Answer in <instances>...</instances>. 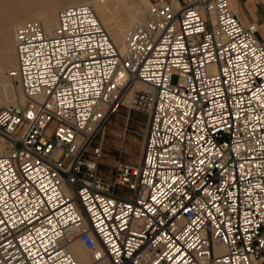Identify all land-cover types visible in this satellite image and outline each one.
Instances as JSON below:
<instances>
[{
    "label": "built area",
    "instance_id": "1",
    "mask_svg": "<svg viewBox=\"0 0 264 264\" xmlns=\"http://www.w3.org/2000/svg\"><path fill=\"white\" fill-rule=\"evenodd\" d=\"M172 2L146 6L125 52L88 2L51 33L17 27L25 98L0 103V264H79L75 239L87 264H264L259 26L231 0ZM123 104L148 121L115 192L98 184L96 139Z\"/></svg>",
    "mask_w": 264,
    "mask_h": 264
},
{
    "label": "bare ground",
    "instance_id": "2",
    "mask_svg": "<svg viewBox=\"0 0 264 264\" xmlns=\"http://www.w3.org/2000/svg\"><path fill=\"white\" fill-rule=\"evenodd\" d=\"M2 1H10V0H2ZM23 1L24 4L23 6H21L22 7L21 10L18 11L20 12L19 15L21 14L22 17H27V16L30 17L34 12L37 11L35 14H33V16L35 17V18L32 17L34 18L33 20H39V21L41 20L43 26L45 27V30L49 33H51L52 30L57 26L58 13L61 8L80 2H88L92 4L99 18L101 19L103 25L107 29L111 39L113 40V42L116 44V46L119 48L121 52H125L127 48L126 33L128 27L136 20L142 19L146 6L151 3L150 2L151 0H23ZM172 1H173L172 3L177 8L182 7V4L179 0H172ZM16 13L17 12H15V14ZM12 17L15 18L17 16L16 15L11 16L10 14L0 16V24L9 22L10 19H12ZM16 32H17V28L15 32L13 31L10 38L13 45L12 48H10L12 52L10 51L11 54L9 53L10 58L8 60V65L6 67L0 68V103L15 102L16 99L24 100L25 98L23 95L22 86L19 81V77L14 73V71L17 69V64H18ZM10 40L7 38V41ZM11 41L7 43H11ZM5 68L9 69L8 72L9 71L10 72L8 74L10 77L8 76V74L7 75L4 74ZM11 77H16L17 80L19 81L18 87H19L20 97L17 92L18 89ZM147 87L148 85L146 83L137 81L132 87H130L127 96L128 99L130 100L131 98H133L138 90L146 89ZM71 249L75 254L79 264H87L91 261L90 253L81 244L79 240L76 239L74 240ZM224 249L225 246L222 245L217 248V252H222L224 251Z\"/></svg>",
    "mask_w": 264,
    "mask_h": 264
},
{
    "label": "rangeland",
    "instance_id": "3",
    "mask_svg": "<svg viewBox=\"0 0 264 264\" xmlns=\"http://www.w3.org/2000/svg\"><path fill=\"white\" fill-rule=\"evenodd\" d=\"M179 1L181 2V4H184V0ZM23 4V0H20V2L19 0L18 2L17 0L0 1V16L8 14H10L11 16H17L15 18L12 17L9 22L0 24V68L6 67L8 65V60L11 54L10 51L12 52L10 48H12L13 45L12 41L10 40L11 34L13 33V31L15 32L16 28L21 23L28 21V19L34 17L33 14L37 12H34L30 16L31 18L29 16L22 17L21 14L19 15L20 12L18 11L21 10V6H23ZM15 12L17 13L15 14ZM34 18H32L31 20H33ZM5 37H7L11 41V43H7L10 41H7V38ZM8 70V68H5L4 74L7 75L10 72H8ZM11 78L13 79V82L15 83L18 89L17 92L19 94V81L16 77ZM177 80L178 76L175 75L172 78V81L173 83H176ZM147 121L148 117L144 111L138 109L137 107H130L127 104H123L118 112H116L109 119L103 131L98 135L96 144L101 145L103 151V157L99 163L98 172V184L102 189L115 192L126 191L123 190L122 187H119L118 183L116 182L121 173V169H119L118 167L117 160L121 159L128 165H135L138 163L146 136Z\"/></svg>",
    "mask_w": 264,
    "mask_h": 264
},
{
    "label": "crops",
    "instance_id": "4",
    "mask_svg": "<svg viewBox=\"0 0 264 264\" xmlns=\"http://www.w3.org/2000/svg\"><path fill=\"white\" fill-rule=\"evenodd\" d=\"M231 5L244 22L258 24V36L264 42V0H231Z\"/></svg>",
    "mask_w": 264,
    "mask_h": 264
}]
</instances>
